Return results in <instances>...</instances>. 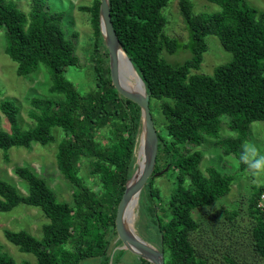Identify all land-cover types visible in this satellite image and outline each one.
Here are the masks:
<instances>
[{"label": "trees", "instance_id": "1", "mask_svg": "<svg viewBox=\"0 0 264 264\" xmlns=\"http://www.w3.org/2000/svg\"><path fill=\"white\" fill-rule=\"evenodd\" d=\"M208 1L220 9L196 12L192 0H179L188 31V41L181 42L164 32L167 17L163 9L170 0H109L114 29L150 93L159 136L154 172L167 168L161 175L168 173L172 181L165 205L160 204L164 213L157 210L162 194L154 187L155 176L142 190V196L149 197L148 219L153 228L145 239L164 253L166 264H213L212 256L199 242L200 222L193 211L226 196L235 176L215 165L201 169L204 154L196 147L208 136L223 154L237 153L248 139L251 124L264 120V13L246 0ZM44 3L32 0L25 12L11 0H0L5 52L17 63L18 75H29L43 64L52 80L51 95L31 97L29 117L33 123L26 128L21 125L17 101H0L10 127L0 128V149L56 143V163L73 186V199L59 200L44 177L29 166H17L15 173L26 181L28 193L22 194L13 183L0 178V212L23 203L40 208L49 221L42 224L41 239L25 229L6 228L4 232L21 251L33 254L37 264H80L94 257L108 263L107 249L118 236V204L136 170L141 108L118 92L109 64L98 53L103 46L105 55L109 54L100 29V0L79 6L80 11L90 14L95 45V84L85 94L63 74L79 64L76 43L62 27L64 13L47 9ZM209 34L216 35L233 57L216 66L212 74L194 72L200 69L208 50ZM182 48L191 52L182 63L170 62L164 56L165 50L173 54ZM224 122L233 135L223 136ZM85 160L87 173L99 189L82 174ZM263 190L264 183L254 186L248 199L252 245L261 258L264 212L257 203ZM226 215L234 219L238 210L226 209ZM117 244L122 241L118 239ZM119 251L123 254L125 249ZM223 260V264H249L231 253ZM0 264L32 262L16 261L0 243ZM132 264L152 263L139 257Z\"/></svg>", "mask_w": 264, "mask_h": 264}, {"label": "rangeland", "instance_id": "2", "mask_svg": "<svg viewBox=\"0 0 264 264\" xmlns=\"http://www.w3.org/2000/svg\"><path fill=\"white\" fill-rule=\"evenodd\" d=\"M8 1V0H6ZM18 8L25 12L30 10L32 0H11ZM45 7L50 10H57L64 13L62 27L66 36L76 43V53L79 56V64L70 66L63 73L65 77L72 80L82 94L89 91L95 84V73L93 69L94 60V35L93 27L90 21V14L79 10L80 5H88L93 0H44ZM194 10L200 11H218L220 7L208 0H192ZM252 6L257 7L264 13V0H246ZM167 17V23L164 32L167 36L177 38L181 42L188 41V31L180 12L179 0H170L169 5L163 9ZM74 32L78 34L74 36ZM208 50L204 53L203 62L199 70L194 72L212 74L215 67L228 62L233 54L227 51L221 44L216 35L206 36ZM6 35L4 27L0 26V101L5 98H12L20 105L21 125L23 128L32 125L29 117L31 109L30 99L33 96H49L51 86V74L47 67L40 64L36 71L26 76H20L17 73V63L13 61L5 52ZM103 55L107 64H109V54L105 55V49L102 46L98 51ZM164 56L173 63H182L191 57L188 49L182 48L177 52L170 54L166 50ZM161 120L163 117L160 115ZM0 128L9 130L7 117L0 109ZM223 136L233 135L227 128V123H223ZM59 139V136H58ZM254 143L262 152H264V120L255 121L251 124L247 141L241 146L237 153L229 155L223 154L222 150L214 145V139L206 137L201 146L196 147L203 152L204 157L201 162V169L205 170L209 165L219 167L223 172L234 174L231 191L216 201L213 205L202 209H195L193 215L200 222L199 233L197 234L203 250L211 255L213 264H223L225 254L231 253L239 255L249 264H264V258L259 257L253 248L251 240V218L248 214V199L253 192L254 186L264 183V179L255 181L250 175L246 166L243 164L236 167V162L245 144ZM56 143L41 145L33 143L31 147H12L9 150L0 149V178L13 183L22 194L28 193L26 181L15 173L17 166H29L33 171L44 177L49 186L56 192L59 200L72 201L73 186L64 177L56 163ZM138 148V145L136 149ZM136 154V151H135ZM136 169L138 167L137 154L135 156ZM84 178L93 188L99 189L94 185L92 177L87 173L88 162L84 161ZM243 167V168H242ZM168 173L155 176L154 187L161 190L162 199L159 201L161 206L165 205L168 196L171 193L172 181ZM100 191V190H99ZM145 193V192H144ZM142 198V199H141ZM147 195L139 196L135 205L132 226L142 238H146L152 231L148 219ZM227 210H238V215L234 219H229L226 215ZM164 213V212H163ZM49 221L44 212L34 206L19 204L10 211L0 212V243L2 250L16 261L20 262L28 259L32 264H37L33 254L21 251L19 247L10 242L5 236V229L21 230L25 229L42 238V224ZM146 240V239H145ZM118 236L111 239L107 254L110 259L106 263L102 257L84 259L80 264H132L139 257L126 250L119 254L122 244L118 245ZM116 259H119L117 262ZM211 260V262H212Z\"/></svg>", "mask_w": 264, "mask_h": 264}, {"label": "water", "instance_id": "3", "mask_svg": "<svg viewBox=\"0 0 264 264\" xmlns=\"http://www.w3.org/2000/svg\"><path fill=\"white\" fill-rule=\"evenodd\" d=\"M99 14L100 29L109 53V66L112 82L123 97L136 102L140 106L142 131L145 136L144 164L142 167H137L132 177L126 183L125 191L117 208L115 229L117 231L118 239L122 241V248L136 254L140 258L146 259L152 264H166L164 253L157 246L142 238L137 232H135L132 224L126 221V214L130 202L135 197H138L139 199L148 179L152 175L159 176L167 170V168H165L164 170L154 172L158 153L159 136L150 107V93L147 92L144 81L140 76L141 82L145 88L144 92H132L123 86L120 77V53L125 52V50L114 29L109 0H100ZM128 59L134 68L131 59L129 57Z\"/></svg>", "mask_w": 264, "mask_h": 264}, {"label": "bare ground", "instance_id": "4", "mask_svg": "<svg viewBox=\"0 0 264 264\" xmlns=\"http://www.w3.org/2000/svg\"><path fill=\"white\" fill-rule=\"evenodd\" d=\"M120 77H121V82L125 88L131 90L132 92H144L145 89L144 85L141 82L138 73L134 70V68L130 64V61L125 52L120 53ZM144 142H145V136L142 131L139 136V140L137 144L138 148L136 149L138 167L139 166L142 167L144 164V155H145ZM137 202H138V197H135L130 202V205L128 207V211L126 214V221H128V223L130 224L132 222L133 215H135L133 213Z\"/></svg>", "mask_w": 264, "mask_h": 264}, {"label": "clouds", "instance_id": "5", "mask_svg": "<svg viewBox=\"0 0 264 264\" xmlns=\"http://www.w3.org/2000/svg\"><path fill=\"white\" fill-rule=\"evenodd\" d=\"M241 164L246 166L254 182L264 179V152L256 144L248 143L242 147L236 167Z\"/></svg>", "mask_w": 264, "mask_h": 264}, {"label": "built area", "instance_id": "6", "mask_svg": "<svg viewBox=\"0 0 264 264\" xmlns=\"http://www.w3.org/2000/svg\"><path fill=\"white\" fill-rule=\"evenodd\" d=\"M257 206L264 212V190L259 195Z\"/></svg>", "mask_w": 264, "mask_h": 264}]
</instances>
